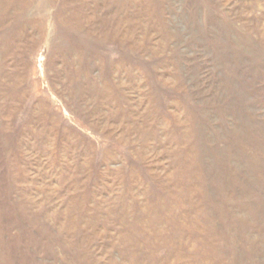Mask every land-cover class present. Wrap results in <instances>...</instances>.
<instances>
[{"label": "rangeland", "instance_id": "374dc122", "mask_svg": "<svg viewBox=\"0 0 264 264\" xmlns=\"http://www.w3.org/2000/svg\"><path fill=\"white\" fill-rule=\"evenodd\" d=\"M0 264H264V0H0Z\"/></svg>", "mask_w": 264, "mask_h": 264}]
</instances>
